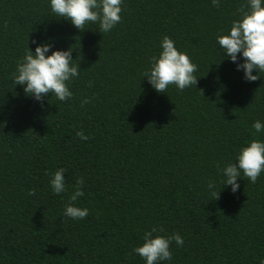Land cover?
Segmentation results:
<instances>
[{
  "label": "trees",
  "instance_id": "16d2710c",
  "mask_svg": "<svg viewBox=\"0 0 264 264\" xmlns=\"http://www.w3.org/2000/svg\"><path fill=\"white\" fill-rule=\"evenodd\" d=\"M121 7V21L102 33L77 30L48 0H0V264H145L132 249L152 228L184 240L170 244L164 264H262L264 172L255 184L241 174L235 194L219 173L247 142L264 140L251 127L264 123V73L246 82L216 44L246 0ZM164 36L197 65L196 86L158 94L143 77ZM33 40L79 50L70 100L37 102L12 83ZM59 168L67 190L55 195L49 180ZM81 178L76 206L89 212L73 220L63 209Z\"/></svg>",
  "mask_w": 264,
  "mask_h": 264
},
{
  "label": "clouds",
  "instance_id": "9594fccd",
  "mask_svg": "<svg viewBox=\"0 0 264 264\" xmlns=\"http://www.w3.org/2000/svg\"><path fill=\"white\" fill-rule=\"evenodd\" d=\"M123 0H48L50 11L56 17L70 22L77 30L82 31L86 25H97L99 32H110L120 21ZM216 7L219 0H211ZM34 52L29 48L20 61L17 62L11 74L12 83L21 86L26 97L37 102L44 98L54 96L56 100L65 102L70 100L73 93L68 84L78 78L79 64L72 58L74 46L66 50L55 49L54 42H37ZM223 59L236 66L237 71L243 73L246 82L260 79L264 73V0H246V11L239 19L233 20L227 34L216 36ZM158 55L149 61L148 68L142 73L151 88L158 94L165 93L169 85H174L178 91H183L197 84V65L191 62L187 53L181 52L175 46V41L164 36L159 42ZM79 51V50H78ZM77 51V52H78ZM256 72V75H253ZM87 99L82 105L88 103ZM255 133H264V123L256 120L252 124ZM81 140L88 137L82 131L76 133ZM219 168V165H218ZM64 168L57 169L49 180L51 191L55 195L66 192ZM264 172V140L252 139L241 147L235 156L234 163H228L219 168L224 188L230 186L233 194L240 185L237 180L241 174L252 184H255L261 173ZM83 179L75 181V188L64 205L63 216L73 220H83L88 215V208L76 206L78 198L84 196L81 190ZM209 194L218 199L216 182H207ZM29 196L35 195V190L28 192ZM160 231H163L160 229ZM156 228L145 231L143 243L132 249L145 264H164L172 260L170 244L174 241L177 247L184 244L179 234L171 236L155 235ZM264 264V262H262Z\"/></svg>",
  "mask_w": 264,
  "mask_h": 264
}]
</instances>
